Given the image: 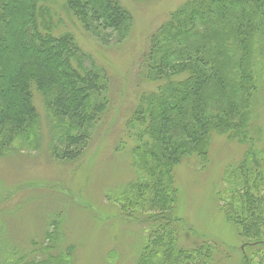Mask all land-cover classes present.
I'll use <instances>...</instances> for the list:
<instances>
[{
    "label": "trees",
    "instance_id": "trees-1",
    "mask_svg": "<svg viewBox=\"0 0 264 264\" xmlns=\"http://www.w3.org/2000/svg\"><path fill=\"white\" fill-rule=\"evenodd\" d=\"M64 9L103 45L123 43L133 29L119 0H65ZM63 24L43 0H0L2 157L16 141L38 137L34 92L62 129L51 156L65 163L85 156L109 108L107 73L72 33L56 34ZM137 75L155 89L125 118L119 146L130 149L135 179L112 199L125 219L147 225L133 264H264V148H255L253 125L264 82V0L187 1L148 37ZM214 134L247 146L217 192L243 251L206 238L180 245L175 169L191 157L208 163ZM51 223L43 243L6 264H74V246L53 252L59 222Z\"/></svg>",
    "mask_w": 264,
    "mask_h": 264
},
{
    "label": "rangeland",
    "instance_id": "rangeland-1",
    "mask_svg": "<svg viewBox=\"0 0 264 264\" xmlns=\"http://www.w3.org/2000/svg\"><path fill=\"white\" fill-rule=\"evenodd\" d=\"M43 1L56 18L65 22L56 34L72 33L80 47L107 73L109 108L92 130L85 156L65 163L51 156L62 129L58 120L49 116L41 95L34 92L40 126L37 139L33 143L20 139L7 156H0V264L11 261L10 257L18 255L16 252L30 253L33 242L43 243L51 221L56 219L59 238L54 253L72 245L74 264H133L135 252L145 242L142 234L147 225L141 223L142 217L141 222L125 219L112 204L114 195L135 179L130 149L119 146L124 139L122 128L139 96L155 89L137 75L148 37L189 0H119L133 17V29L123 43L110 45L86 33L65 11V0ZM256 101L255 148L262 149L264 82ZM246 149L245 145L214 134L208 163L203 165L199 158L191 157L175 169L177 214L183 221L180 245H195L206 238L226 251L241 249L235 228L220 210L217 192L223 187L226 169L238 163Z\"/></svg>",
    "mask_w": 264,
    "mask_h": 264
},
{
    "label": "water",
    "instance_id": "water-1",
    "mask_svg": "<svg viewBox=\"0 0 264 264\" xmlns=\"http://www.w3.org/2000/svg\"><path fill=\"white\" fill-rule=\"evenodd\" d=\"M241 250H242V251L244 250V247H243V246L241 247Z\"/></svg>",
    "mask_w": 264,
    "mask_h": 264
}]
</instances>
